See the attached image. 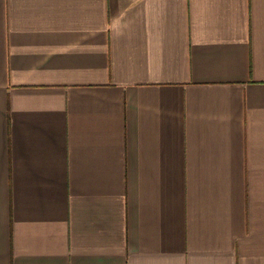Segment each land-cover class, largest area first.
<instances>
[{"label":"crops","instance_id":"crops-1","mask_svg":"<svg viewBox=\"0 0 264 264\" xmlns=\"http://www.w3.org/2000/svg\"><path fill=\"white\" fill-rule=\"evenodd\" d=\"M0 264H264V0H0Z\"/></svg>","mask_w":264,"mask_h":264}]
</instances>
